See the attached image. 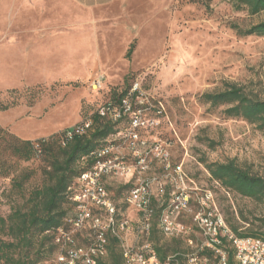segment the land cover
Segmentation results:
<instances>
[{"label":"rangeland","instance_id":"1","mask_svg":"<svg viewBox=\"0 0 264 264\" xmlns=\"http://www.w3.org/2000/svg\"><path fill=\"white\" fill-rule=\"evenodd\" d=\"M234 2L115 0L82 13V30H68L77 19L61 10L65 3L0 0V216L28 210L34 192L53 182L50 162L53 153H60L57 138L67 126L109 99L128 94L136 84L137 106L150 124L140 134L149 144H162L168 158L164 163L153 153L148 156L143 177L159 176L166 183L164 196L154 199L153 206L159 214L182 192L188 194L193 213L179 217L191 227L185 238L164 235L156 222L149 234L133 230L124 243H148L161 253L180 254L178 264H192L189 256L202 257L199 247L204 242L193 214L208 208L220 213L235 234L264 235V197L224 186L209 169L234 160L264 178V129L230 117L226 105L213 106L202 98L235 83L264 99V36L242 32L264 21V11L251 14ZM68 39L80 40L79 49L69 48ZM128 126L124 121L120 127ZM52 136L57 142L51 153L47 148L27 160L12 151L13 143ZM119 143L126 163L134 164L125 139ZM139 176L105 179L119 218L136 219L127 197ZM61 210L76 211L69 202ZM66 230L77 245L86 244L93 234L72 224ZM0 239L8 237L0 234ZM111 245L116 252L122 249L119 239ZM41 251L36 264H55L57 249L51 238ZM233 264H238L235 258Z\"/></svg>","mask_w":264,"mask_h":264},{"label":"built area","instance_id":"2","mask_svg":"<svg viewBox=\"0 0 264 264\" xmlns=\"http://www.w3.org/2000/svg\"><path fill=\"white\" fill-rule=\"evenodd\" d=\"M101 81V79H98ZM100 83V82H99ZM139 87L135 84L118 104L106 103L100 106L98 113L107 117L112 122L127 121L129 126L112 135L98 148L92 150L87 157H92L95 162L84 171L77 181L70 187L73 192L75 214L71 220L77 229L89 228L92 235L86 244L77 245L72 232L60 228L56 236L59 251L55 264H101L108 255V234L116 236L122 242V253L125 264H178L173 261L174 255L161 261L151 244L137 245L124 243L127 236L137 230L140 234H149L155 223L161 232L168 237L185 238L191 231L180 220L182 212H189L188 194L179 193L157 214L153 206L154 199L163 197L166 190L165 181L159 176L143 177L148 169L149 153L162 162H166L167 152L162 144L155 142L149 144L142 138L140 129L147 128L149 120L143 117V109L137 106ZM93 127L92 117L82 119L71 128L67 129V136L71 138L74 133L86 134ZM125 139L134 164H127L122 152L119 139ZM181 167L176 172L179 174ZM138 173V182L131 188L127 197L137 211L136 219L119 218L117 206L106 187L105 179L108 176L135 177ZM194 225L204 237L200 251L211 249L218 257V264L228 263V250L226 243L230 242L235 248V259L238 264H264V239L256 237L237 236L226 223L223 216L214 208H208L193 214ZM122 235H125L124 237ZM190 243L192 240L189 239ZM189 260L192 264H213L208 256L191 254Z\"/></svg>","mask_w":264,"mask_h":264},{"label":"trees","instance_id":"3","mask_svg":"<svg viewBox=\"0 0 264 264\" xmlns=\"http://www.w3.org/2000/svg\"><path fill=\"white\" fill-rule=\"evenodd\" d=\"M234 1V5L238 9L246 8L251 14L264 11V0ZM242 32L247 35L264 36V21L254 24L248 29L242 30ZM125 95L126 92L109 99L104 104H118ZM202 98L213 106L226 105L225 113L228 116L242 117L264 129V99L258 95L249 94L245 87L235 83L227 84L224 90L204 93ZM99 108L100 105L92 114L83 118L91 116L93 119V127L88 133H74L69 138L66 129L57 138L60 142L58 149L63 155L62 159H60V153H53V160L50 162L51 170L49 171L53 182L34 192L33 205L26 211L19 208L12 210L6 217L0 216V234L8 237V239H0V264H36L42 257L41 249L44 243L50 238L54 241L58 253L59 245L56 243V236L59 229H66L74 217V214L61 210V205L69 202L72 208H75L76 203L72 199L74 191L70 187L95 162L92 157H85L104 143L105 140L121 130L122 122L114 123L107 117L101 116L98 113ZM55 139V136H52L49 139L42 138L36 142L25 140L21 141L20 144L13 143L12 151L19 157L28 160L34 152H42L47 148L51 153L53 145L57 142ZM98 140H101V142H98ZM209 169L212 176L224 186L234 189L245 196L264 197V178L252 175L249 171L240 168L234 160L226 163H214L209 166ZM236 235L264 239V235L259 234ZM108 240V255L100 263L125 264L122 249L116 252L111 245V240L114 244H117L118 238L111 235ZM228 244L230 245L231 243H226V247ZM154 249L161 261H165L171 256L161 253L159 247ZM227 250V264H233L235 248L231 244V249L229 250L227 247ZM200 255L214 257L216 264H218V257L211 249H204L200 252ZM107 258L111 262H105L104 260ZM179 259H181V255L175 254L172 260L179 262Z\"/></svg>","mask_w":264,"mask_h":264},{"label":"crops","instance_id":"4","mask_svg":"<svg viewBox=\"0 0 264 264\" xmlns=\"http://www.w3.org/2000/svg\"><path fill=\"white\" fill-rule=\"evenodd\" d=\"M40 3L43 2H52V3H62L66 4L61 6V10L63 12L69 13V18L73 19L76 18L77 21L74 24L66 26L68 30H82V13H86L87 11L94 12L96 9L101 8L102 6L113 3L115 0H37ZM68 4V6H67ZM74 38V37H73ZM68 41V42H67ZM66 44L69 48L74 50H78L80 47L79 41L77 39H68ZM67 47V48H68ZM68 48V49H69ZM72 60L75 59V56L71 58ZM81 120L75 122L74 124L67 126L64 130L71 128L76 123L80 122Z\"/></svg>","mask_w":264,"mask_h":264}]
</instances>
